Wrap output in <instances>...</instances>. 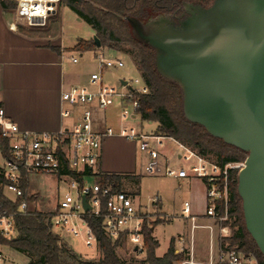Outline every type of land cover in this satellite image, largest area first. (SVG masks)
<instances>
[{
	"label": "built area",
	"instance_id": "1",
	"mask_svg": "<svg viewBox=\"0 0 264 264\" xmlns=\"http://www.w3.org/2000/svg\"><path fill=\"white\" fill-rule=\"evenodd\" d=\"M9 1L14 3V7L3 11L11 30H18L20 26H45L63 5V0ZM96 57L100 67L99 71L91 74L89 85L73 84L61 91L63 118L74 116L78 108H82L81 120L71 127L58 131L25 130L10 119L0 106V240L12 239L17 235L16 218L27 211L28 190L22 186L25 177L28 176L30 183L33 174L60 175L70 179L72 192L66 193L53 211L50 224L54 232L62 237L65 234L80 237L86 247L98 250V241L84 214L90 212L100 217L104 206L106 212L103 216V228L106 235L114 241L124 238L134 257H145L143 227L145 218L152 220L149 207H137L132 195L125 190L114 189L111 185L103 186L99 181L88 182V178L95 177L99 172L102 147L108 134L94 128L90 107L95 104L98 109L106 110L115 99L120 101L121 105L132 106L131 110L124 106L120 111L121 120L127 122L120 127L119 135L136 142L148 155L151 160L149 171H163L166 176L178 180L194 178L204 183L207 205L205 217L211 222L199 225L196 222L197 217L192 213L191 203L185 201L182 217L190 222L191 230L205 227L210 231L211 238L214 233L220 239L230 236L232 228L226 224L229 221L230 173H239L244 167V161L222 165L173 137L154 131L144 132L141 127L132 124L137 116L141 117L135 94L147 93L149 87L141 75L129 81L122 79L118 89L111 84H105L102 78L103 69L123 67L124 62L120 58H105L102 53H98ZM69 59L72 63L79 62L75 56H70ZM122 81L126 83L123 84ZM167 140L176 143L179 149L174 155L165 156V164L161 167L160 159L163 157L162 152ZM86 169L91 170L92 174H83ZM67 171L82 174V183L69 176ZM83 197L87 198L91 206L89 211H85L83 207ZM152 205L158 210L160 199L156 197L152 200ZM177 240L179 247H175V251H185L190 256L191 251L184 246L185 238L179 236ZM5 246L8 245L0 241V264H11L9 257L2 250ZM222 251L227 259L221 264H258L253 256H241L234 249ZM186 262L192 261L187 257L179 264Z\"/></svg>",
	"mask_w": 264,
	"mask_h": 264
},
{
	"label": "water",
	"instance_id": "2",
	"mask_svg": "<svg viewBox=\"0 0 264 264\" xmlns=\"http://www.w3.org/2000/svg\"><path fill=\"white\" fill-rule=\"evenodd\" d=\"M183 8L186 15L126 20L154 49L158 73L180 86L185 117L248 153L237 190L264 256V0L183 1ZM83 207L91 208L86 197Z\"/></svg>",
	"mask_w": 264,
	"mask_h": 264
},
{
	"label": "trees",
	"instance_id": "3",
	"mask_svg": "<svg viewBox=\"0 0 264 264\" xmlns=\"http://www.w3.org/2000/svg\"><path fill=\"white\" fill-rule=\"evenodd\" d=\"M183 1L203 6H210L213 3V0H63V4L91 26L100 42V46H97L94 39H79L74 46L76 50L83 52L108 48L112 51H123L126 47L130 48L140 75L149 87V92L135 94V99L139 102L138 112L142 120L157 124L155 133L188 144L202 155L222 165L245 161L247 152L212 136L202 125L185 117L180 86L158 73L154 49L134 37L131 25L126 20L127 16L146 21L158 14H169ZM0 5L3 9L14 7V3L9 0H0ZM67 174L82 183V174L72 171H67ZM83 174H92V171L86 169ZM95 176L103 186L111 185L114 189H120L122 179L129 175L99 171ZM22 186L28 190V176L25 177ZM237 186L238 172L232 171L229 180V221L226 222L232 228V234L220 239L221 248L234 249L242 252L246 257L253 256L258 264H264L263 254L246 229L242 199L238 194ZM26 198L29 203L27 211L16 218L17 235L12 239L0 240L28 256L29 261L26 264H128L117 253V248L125 239L121 237L114 241L104 231L103 216L106 212L104 206L100 217L90 212L84 214L96 236L101 253L99 259L85 260L75 253L64 237L51 229L50 220L53 211L43 213L34 208L32 205L37 198L35 195ZM157 223L158 221L148 218L144 220L146 253L143 263L179 264L187 259L188 255L185 251L182 253L175 251L174 238L170 240L169 247L162 256L156 254L159 242L153 235V227Z\"/></svg>",
	"mask_w": 264,
	"mask_h": 264
},
{
	"label": "rangeland",
	"instance_id": "4",
	"mask_svg": "<svg viewBox=\"0 0 264 264\" xmlns=\"http://www.w3.org/2000/svg\"><path fill=\"white\" fill-rule=\"evenodd\" d=\"M19 34L27 38L43 39L53 44H61L66 47L64 58L66 60V67L72 69V74L76 77H80L83 80L89 81L92 73L99 71L100 63L99 59L94 55L92 50L78 51L74 48L79 39H94L96 32L91 26L80 18L74 11L68 8L66 5L59 7L57 14L50 18L47 25L42 27H28L21 26ZM11 40L4 39L0 31V48L7 43L9 45ZM105 58H120L124 62L123 67H108L102 71V78L105 84H111L117 89L120 88L122 79L126 81L133 80L139 77L140 72L130 53V48L126 47L123 51H112L108 48H102L99 50ZM11 58L19 59L17 55H10ZM70 56L78 57V63H72L69 59ZM67 68V71H69ZM89 85V83H85ZM96 89V87H92ZM126 106L128 109H132L131 104L121 105L120 102L115 99L113 104L108 107L105 113L99 112L100 118L105 119L108 124L115 128L117 132L114 135L108 137L104 144L102 161L105 165H116L121 168H135L138 174L137 179V196L135 198V205H141L142 209L149 207L152 212V221H158L154 226L153 235L159 242V246L156 249V254L162 256L168 249L170 240L178 233L188 231V222L182 217V209L184 202L192 192L190 185L187 183L179 186V181L172 177L159 174L153 175L146 173L144 164L150 163V159L146 158L145 154L140 150L139 146L135 142L125 140L118 134V129L127 121L121 120L119 112L122 107ZM132 124L141 127L144 132H153L157 128L155 122H148L142 120L137 116ZM178 146L173 141H165L164 152L169 154L170 152H176ZM97 176L88 178V182L92 183ZM131 182V181H129ZM70 179L65 176L59 175H44L33 174L30 177V183L28 188V196H37L33 207L43 213H49L56 209V205L63 196L72 192L69 186ZM130 184V183H129ZM196 189V187L194 188ZM156 197L160 199V207L158 210L152 205V200ZM159 212V213H158ZM163 217H160V216ZM164 215H168L165 217ZM200 230H198L199 233ZM197 233V234H198ZM232 234V231L230 232ZM64 239L70 245V247L81 258L85 260L99 259L101 253L99 249L88 248L83 243L80 237H73L72 235H64ZM4 253L9 257L11 264H26L29 261V257L14 250L9 246H5L2 249ZM117 253L128 264H144L143 258H136L132 255L130 247L126 241L117 248ZM241 256H245L242 252H239Z\"/></svg>",
	"mask_w": 264,
	"mask_h": 264
},
{
	"label": "crops",
	"instance_id": "5",
	"mask_svg": "<svg viewBox=\"0 0 264 264\" xmlns=\"http://www.w3.org/2000/svg\"><path fill=\"white\" fill-rule=\"evenodd\" d=\"M0 31L4 39L7 40L9 38L11 40L9 45L4 43L2 48H0V106L4 108L6 115L22 129L30 131H58L79 122L82 108H78L75 115L70 118L62 117L61 91L63 88L73 84L86 85L85 83L90 82V78L89 81H85L80 77H75L71 73L72 69L66 67L67 63L64 53L67 48L61 44H53L43 39L27 38L19 34L20 28L11 30L7 25V17L1 5ZM100 49L92 50L95 56L100 53ZM9 54L17 55L19 59L11 58L12 56H9ZM67 68H69V71H67ZM90 110L94 128L103 133L108 132L102 147L103 154L106 140L117 131L108 124L105 115H103V118L99 117L98 113H105L106 110L98 109L95 104L90 107ZM119 130L120 128L118 129V134ZM127 141L134 142L131 140ZM142 152L146 158L150 159L144 151ZM176 152L166 154L163 150V157L160 159L161 167L165 164V156L174 155ZM150 163L146 162L144 164L146 173H150L148 172ZM99 171L129 175L122 179L119 188L131 194L135 203L138 193L136 188L138 186V174L135 168L126 167L123 169L121 166L110 164L109 166H104L101 158ZM159 174L165 175L163 171L153 173V175ZM175 180L179 181L180 187L188 183L193 188L186 201L191 203L192 213L197 217L196 222L199 225L210 224V219L205 217L207 205L204 183L194 178ZM94 181H98V179ZM195 187L196 189H194ZM137 207L142 208L141 205ZM160 207H162V204ZM164 216L167 217L168 215ZM160 217L163 216L161 215ZM187 222L188 231L178 233L172 237L175 240V247H179L177 239L179 236H183L185 238L184 246L191 251V255L188 258L192 262L184 264H209L210 262L212 264H221L226 262L227 258L222 251L220 238L217 234L214 233L211 238L210 231L205 227H197L192 231L190 222ZM198 230H200L199 233Z\"/></svg>",
	"mask_w": 264,
	"mask_h": 264
},
{
	"label": "flooded vegetation",
	"instance_id": "6",
	"mask_svg": "<svg viewBox=\"0 0 264 264\" xmlns=\"http://www.w3.org/2000/svg\"><path fill=\"white\" fill-rule=\"evenodd\" d=\"M214 1V0H213ZM207 7V6H206ZM171 13H176L178 15H181L183 13H185L184 15H186L187 13L185 12L184 8H183V2L180 6H178L174 11H172Z\"/></svg>",
	"mask_w": 264,
	"mask_h": 264
}]
</instances>
